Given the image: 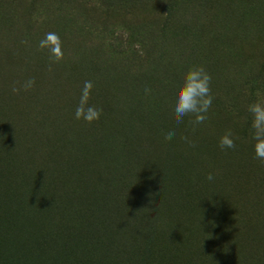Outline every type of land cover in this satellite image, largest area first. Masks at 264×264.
<instances>
[{
	"label": "rangeland",
	"instance_id": "rangeland-1",
	"mask_svg": "<svg viewBox=\"0 0 264 264\" xmlns=\"http://www.w3.org/2000/svg\"><path fill=\"white\" fill-rule=\"evenodd\" d=\"M49 32L58 61L39 47ZM194 67L211 77L212 105L202 124L189 114L177 125L170 102ZM85 81L100 110L91 124L74 118ZM253 103L264 105V0H0V264H110V244L121 264H195L210 216L214 241L237 232L226 250L248 262L264 231L249 208L264 193ZM229 132L235 147L221 150ZM184 150L196 167L179 165ZM191 171L201 201L190 210ZM126 181L133 198L119 204ZM147 210L173 255L132 234Z\"/></svg>",
	"mask_w": 264,
	"mask_h": 264
},
{
	"label": "clouds",
	"instance_id": "clouds-1",
	"mask_svg": "<svg viewBox=\"0 0 264 264\" xmlns=\"http://www.w3.org/2000/svg\"><path fill=\"white\" fill-rule=\"evenodd\" d=\"M60 43V37L54 32H49L40 40L39 47L41 49L47 48L50 55L58 61L63 55L60 49ZM181 80L182 83L175 88L170 102V110L173 114L172 119L179 125L183 123L185 116L192 114L194 116L192 124L194 126L200 125L207 119V113L212 105L213 98L210 95L209 87L211 77L203 67H194L185 72ZM33 84L34 81L28 80L22 85V89L28 90ZM91 89L92 83L85 81L79 103L74 113L76 120H83L86 124H91L100 117V110L88 104ZM19 90L15 86L11 89L13 94H16ZM145 91L147 92L148 89H145ZM248 112L252 117V139L255 141L253 152L255 157L264 163V105L261 103L250 104L248 106ZM171 131V129L168 130L169 135ZM218 146L221 150L233 149L235 147L230 132L219 138ZM205 179L211 182L214 177L209 173Z\"/></svg>",
	"mask_w": 264,
	"mask_h": 264
},
{
	"label": "trees",
	"instance_id": "trees-1",
	"mask_svg": "<svg viewBox=\"0 0 264 264\" xmlns=\"http://www.w3.org/2000/svg\"><path fill=\"white\" fill-rule=\"evenodd\" d=\"M179 152L181 155H185L183 157L185 160L182 161L179 165H188L191 168L193 166L196 167L194 161L189 157L188 150L179 151ZM181 168L183 167L180 166V169ZM182 174L183 175L181 176L186 177L187 180L189 181L187 183V187L185 188L184 203L191 210L196 206L198 202L201 201L200 193L199 192L197 193L195 191L192 192V190L198 191V189L194 188V185L200 180V177L195 171H191L187 175H184V173ZM262 185H263L262 188L264 190V183ZM131 189H132L131 183L128 181H126L118 189V194L116 195V198L118 199L119 204L127 203L131 201V198H133V196L129 195L128 193ZM173 206L176 207L177 204L175 203ZM147 208H150V207L148 206ZM249 208L252 210V212L255 213V217H257L260 221L264 222V216H263L264 215V193L262 197L257 199V201L250 202ZM185 212L189 213L187 211ZM203 214L204 213H200L199 217L202 218ZM173 216H175V214L172 215V217ZM58 219H59V222H58L59 226L57 227V229L59 230V233H62L64 232V228L66 227V225L63 224V222L65 221V212H63V210H60L58 212ZM123 220H124L123 217L118 218L117 222L121 223L123 222ZM130 220L132 222L133 229H135V231L132 233L133 235L137 237L143 236V238H147L149 241L151 240L153 236L156 237L154 241V244L156 243L154 246L155 251L152 253L154 256H157L161 252H164V251H168V254L170 255H173L176 252V248L174 246L171 247L170 244L167 245L164 241L165 237L157 231V227L163 228V229L166 228V226L163 225L164 222L161 221L158 225L157 218H155V215L149 216L148 210L144 214H142L139 219L134 220L132 218ZM177 220H178V216H177ZM211 221H212V216L209 217V220L208 219L202 220L201 231L206 236H208V239H206V242H204L203 244L204 251H203L202 260L204 261L202 262L197 261L195 264H210L208 261L212 258L215 259L216 261L215 264H264V231L263 232L261 231L260 233L256 232L253 234V237L256 239V242L259 244H262L263 247H261L262 249L259 252H256V253L254 252L253 255H251L252 253L251 252L249 254L251 256L248 258V262H246L245 259L244 260L241 259L239 256L233 254L231 251L229 253L228 252L229 250H226V247H225L226 245L230 247L231 245L239 244V242H237L239 241L237 237V232H234V234H231L228 240L226 238V241H224V243L217 244V242L214 240L215 238H217L216 240H219L220 237L219 238L217 237L219 234L213 228L212 224L210 223ZM247 224H249V222ZM154 230H156L157 232H155ZM128 239L130 240V243H133L132 237H129ZM181 239H184V238H181ZM108 250L110 252V255H108L109 259L111 258L110 264L120 263L118 260H123L120 258V254H124V253L120 251L117 245L110 244ZM124 255L126 256V253ZM91 261H92V264H100L99 261H96L93 258H91ZM155 261H156L155 259H152V262H155ZM159 263L160 261L157 262V264ZM189 263L193 264L191 260L189 261ZM67 264H71V263L68 262Z\"/></svg>",
	"mask_w": 264,
	"mask_h": 264
}]
</instances>
